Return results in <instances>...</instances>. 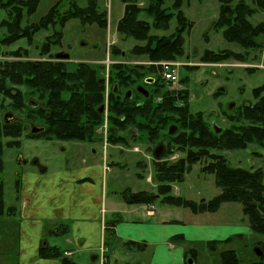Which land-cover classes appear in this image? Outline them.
Wrapping results in <instances>:
<instances>
[{"label":"trees","instance_id":"obj_1","mask_svg":"<svg viewBox=\"0 0 264 264\" xmlns=\"http://www.w3.org/2000/svg\"><path fill=\"white\" fill-rule=\"evenodd\" d=\"M76 1L71 0L69 8L59 12L60 0H58L38 21L21 26L23 17L35 12L39 0H0V11L6 14V17L0 20V28L5 30L0 38L1 44H11L24 37L31 43L34 33L51 28L52 34L46 36L39 49L40 54H45L50 51L52 45L59 44L62 29L69 19L77 18L82 24L95 23L100 28H106V12L99 11L96 0H86L84 6H79ZM120 1L123 3V13L117 21L116 30L124 37L144 42L135 44L130 51L132 54L145 55L152 62L175 60L183 54V33L188 32L193 25L181 10L184 0H172L171 5L166 7L164 3L167 0ZM217 1L218 16L214 26L222 28L224 39L237 43L245 49L259 47L257 38L264 35V21L252 24L248 20V17L255 13L256 8L244 0H238L236 3H233L234 0ZM141 2L142 5L139 4ZM254 2L257 7L264 10V0H254ZM140 13H145L151 21L139 18ZM173 17L177 24L169 35L150 33L151 28L167 29ZM118 52L119 50L113 47V54ZM11 54L22 56L24 50L18 48ZM228 58L244 60V55L241 52L221 50L205 51L201 57L203 61L209 62ZM44 62L40 61L36 64L35 61L29 60H0V94L12 98L14 102L12 105H15L23 101V95L19 90L11 93L6 87L7 83L24 84L31 89V93H34L33 89L37 84H42L47 107L58 111L49 112L46 117L50 128L55 126V130L54 132L50 129L46 130L43 135L45 138L92 141L96 129L104 120L103 112H97L96 109L106 100L108 110L106 140L112 144L126 141L123 136L116 135L114 129L122 131L132 126L147 132L149 137H154L157 131L154 132L151 127L159 126V121L165 124L160 126L162 130L169 120L178 123L179 117L182 118L183 123H178L180 133L171 137L176 148L185 150V156L171 163L155 162V177L159 181L157 191H131L126 188L121 191L125 203L151 204L158 200L162 203L183 206L197 213L214 212L223 202H238L241 204L242 213L247 217L250 229L264 233V169L259 167L250 170L232 166L222 154L211 152V149H245L250 143L264 146V82L252 88V95L256 99L254 103L239 106L235 113L226 115L229 120L238 123L231 125L230 128H222L216 133L213 127L210 128L205 122L200 112L196 114L186 112V104L183 107H176L175 96L164 99L159 107L163 112H129L128 102L117 101L115 93L116 88L129 87L138 77L137 69L129 64L120 62L110 64L108 83L112 87L106 93L104 78H100L98 72L103 69L102 65L94 66L87 62H79L71 71L61 72L60 67ZM157 66L160 69V65ZM178 93L181 99H186V89L179 90ZM164 94L167 96L171 92L166 91ZM69 109L71 112H66ZM174 109H183L185 112H174ZM83 110L85 112H81ZM2 125L7 126V124ZM0 132L3 134L2 127ZM19 133L17 130L15 138ZM15 142L18 143L20 140L16 138ZM203 157H208L211 161L202 170L214 174V183L220 188V193L208 200L199 201L172 195V184L183 181L184 174L191 169L192 164ZM15 211L16 206H5L4 195L0 192V216H15ZM229 240L230 238H227L225 241ZM108 243L106 237L103 244L106 246ZM260 248L263 255L254 260L256 264H264V247L260 245ZM62 253L54 246L42 245L39 248L41 257L60 258L61 264H76ZM219 256L220 264H242L235 250L221 251Z\"/></svg>","mask_w":264,"mask_h":264},{"label":"rangeland","instance_id":"obj_2","mask_svg":"<svg viewBox=\"0 0 264 264\" xmlns=\"http://www.w3.org/2000/svg\"><path fill=\"white\" fill-rule=\"evenodd\" d=\"M58 0H39L37 8L31 15H25L21 26H25L44 15L48 9ZM238 0H234L236 3ZM250 6L256 8L253 15L248 17L252 24L264 21V10L256 6L254 0H244ZM71 0H60L59 12H64L69 8ZM99 11L106 12V28H100L95 23L82 24L79 19H69L64 27L61 41L57 45H52L50 52H66L69 57L66 62L68 68L73 69L77 62H87L94 66L102 65L103 69L98 70L99 77L104 78L106 93L112 86L108 83L109 73L111 72V63L129 64V66H148L150 61L145 55H134L130 51L135 44H143L133 38L122 36L116 30L118 19L123 13V3L120 0H96ZM172 0H167L164 6L171 5ZM79 6H84L86 0H77ZM140 5L143 2L139 3ZM219 3L217 0H184L181 10L184 15L192 22V27L188 32L183 33V54L174 61L177 63L176 79L166 81L163 79L162 90L170 91L176 94L174 102L177 105L182 103L189 108V112L196 114L200 112L203 119L212 128L213 124L218 127L227 128L236 121L227 118V114H233L239 106L252 104L256 99L252 95V88L264 82V35L258 39L259 47L245 49L234 42H229L222 36V28L214 26L218 16ZM6 17V14L0 11V20ZM139 18L151 21L145 14L140 13ZM175 17L171 18L167 29L151 28L150 33L156 35H169L176 26ZM52 29H41L34 33L33 40L29 43L26 38H20L11 44H1L0 42V60H29L36 62L39 59H47V55H40L41 45L46 38L52 34ZM5 30L0 28V38ZM113 47L119 52L113 54ZM24 50L22 56L11 54L16 49ZM221 50H231L241 52L244 60L228 58L218 62L203 61L201 59L205 51L218 52ZM54 59V57H52ZM163 61V60H161ZM160 62V61H154ZM115 88L116 85H113ZM6 87L12 92L19 90L23 95L24 102L28 99L36 100L37 97L31 93V89L24 84L7 83ZM220 88H223L220 90ZM109 89V90H108ZM127 87L119 89V94L123 95ZM187 91L186 99H181L179 90ZM165 92V91H164ZM116 93V92H115ZM160 95L153 98V103L158 102ZM233 102L231 109L227 104ZM1 112L11 111L16 115L15 124L28 127L31 119L29 113L32 108L28 105L23 110H15L11 107L10 97L0 94ZM105 108L107 103L104 102ZM107 112H103V124L96 129L95 137L92 141L78 140H60L56 139L54 143L42 139H31L24 136L20 138L21 152L27 159L38 156L41 163L47 165L48 169L67 167L74 165H83L97 162H103L110 169L102 174L99 188L102 189V207L109 208V201L122 202L121 191L130 189L131 191L147 190L157 191L159 181L155 177V162L171 163L185 156V150L178 147L167 153L160 159H153L151 155L152 148L157 142L153 137H149L147 132L138 130L135 127H127L119 131L114 129L116 135L123 136L126 141L112 144L107 142L108 123L106 120ZM174 120V119H173ZM172 123L170 120L168 124ZM158 132V139H163L168 146L171 137H167V126ZM27 129V128H26ZM180 130V129H178ZM94 148L92 152L90 149ZM136 148V150H135ZM16 150L5 149L3 152L4 169L0 178L6 182L4 202L7 205L17 206L20 199V192L13 187V172L17 168L14 162ZM211 152L222 154L232 166L254 170L256 168L264 169V146L256 143H250L245 149L217 150L211 149ZM104 157V158H103ZM211 159L203 157L192 164L191 169L184 174L183 181L175 182L171 190L172 195L181 196L186 199L199 201L208 200L220 193V188L214 183L215 176L202 168L206 166ZM35 169V168H34ZM158 205V204H157ZM183 213H190L186 207H179ZM107 214V213H106ZM219 220L229 221L230 223L241 224L247 220L242 213L241 204L238 202L225 203L215 214ZM243 218V219H242ZM19 217L8 216L0 217V250H4L3 240L12 242L17 238ZM247 222V221H246ZM49 241L56 242L59 249L68 247V244L55 234L50 235ZM262 245L264 247V233H257L252 230L247 231L242 239H234L231 243L220 245V249L234 248L242 264H251L258 256L254 248ZM197 251V263H212L218 259V252L208 251L205 244L198 242L195 245ZM107 253V252H106ZM110 254V252H109ZM81 264H99L93 262L91 256L93 252H78ZM13 254L4 251L0 255L1 262H11ZM73 259H77L74 258ZM188 260L192 261L188 258Z\"/></svg>","mask_w":264,"mask_h":264},{"label":"crops","instance_id":"obj_3","mask_svg":"<svg viewBox=\"0 0 264 264\" xmlns=\"http://www.w3.org/2000/svg\"><path fill=\"white\" fill-rule=\"evenodd\" d=\"M106 167L110 169L104 158L103 162L54 168L45 174L26 173L15 211L19 217L17 238L12 244L3 240L4 250H0V255L6 251L14 256L11 262L0 264H61L60 258L39 255L42 245L58 247L49 241L52 234L68 244L60 250L63 256L69 252L66 257L76 264H81L76 254L86 251L93 252L91 260H99V264H196L198 242L208 251L218 252L217 260L201 264H220L219 253L235 249L219 246L242 239L251 230L248 220L235 224L215 216L228 202L214 212L197 213L189 208L190 213H183L179 209L183 206L158 200L151 204L110 200L105 209L98 185ZM5 216L9 215L0 217ZM227 238L230 240L225 241Z\"/></svg>","mask_w":264,"mask_h":264},{"label":"flooded vegetation","instance_id":"obj_4","mask_svg":"<svg viewBox=\"0 0 264 264\" xmlns=\"http://www.w3.org/2000/svg\"><path fill=\"white\" fill-rule=\"evenodd\" d=\"M57 53L58 51L53 54L49 51L48 53L40 54L41 56L47 55L46 57L47 59H44V60L39 59L36 61V64H39L40 61H45L44 64H52L54 67H58V68L60 67L59 71L61 72L71 71V69L67 67L68 64L66 65V62L64 61V60H67L68 58L57 57L56 56ZM60 53H66V52H60ZM52 57H54V59H52ZM81 62H84V61H81ZM157 65L158 64L156 62H151L148 64V66L139 65V66L133 67L137 69L138 77L135 78L136 81L131 86L127 87L126 91L130 90V94L128 95V97H125L126 91L124 92L123 95H120L118 93L120 88L115 89L116 100L119 102L127 101L128 106H129V112H163V110L160 111L159 107L163 103L164 99L166 97H174V96L177 98L176 94L174 95L171 93V94H168L167 96L164 94L168 90L165 89L164 90L165 92L162 90L163 78H162L160 69L157 68L158 67ZM51 85L55 86L54 84H51ZM137 86H140L141 88L138 90ZM33 90H34L35 96L37 97L36 100L28 99L25 102L23 100L19 104L16 103L15 105H12V103L14 104V102H12L13 99L10 98V101L12 102L11 107H13L15 110H23L24 107L28 104L32 108L31 112L28 114L31 119V122L28 127H24L23 125H20V124H15L18 121L16 122V115L14 112H11V111L1 112L0 111V130H1V127L3 128V134L0 132V174L3 172V169H4V162H3L4 150L14 148L16 150L14 162L17 168L13 172L14 179L12 183H13L14 190L16 191L17 189L19 192H21V189L23 186L22 180H23V177L25 178L26 173L35 172L39 174H45L50 169H48L47 165L40 162L38 156H33L31 159H27L25 155L20 151L22 142L16 143L15 139L17 138L20 140L22 133H24V136L28 135L29 136L28 138H31V139H42L45 141H50L52 143L56 141L54 137L45 138V136L43 135H44V132L49 129L54 132L55 126L50 128L49 123L46 122L47 121L46 117H48L49 112H58V111H56L55 109H49L47 107L46 97L43 94L44 87L42 86V84H37ZM145 92L147 96L145 95ZM157 95H160V99L158 102L153 103V98ZM105 102L107 103V100ZM3 105H4L3 103L2 104L0 103V107H3ZM101 105H103L102 110H100ZM232 105H233V102H229L227 104V108L231 109ZM175 106L183 107L184 104L182 103L181 105H177L175 103ZM188 108L189 107L187 106L186 112H189ZM96 110L97 112H108L107 108H105V104H100ZM66 112H71V110L69 109ZM81 112H85V110ZM174 112H185V111L183 109L182 110L174 109ZM162 122L163 121H159V124H158L159 126L151 127L153 128L152 130H154V132L157 131L155 136L153 137L155 140L157 139V142L151 151V155L153 156V159H155L154 153L156 150L161 152V155L159 158H162L163 156L167 155V153L173 152L176 149L175 148L176 145L173 144L174 141L172 140L171 136H177L180 133L181 130L180 131L178 130L179 129L178 123L182 124L183 120L182 118L180 119L179 117L178 123H176V121H171L172 123L168 124L167 126L168 134L166 136L171 137L168 143V146H167V143L163 139H158V132L161 129L160 126L163 125L161 124ZM2 124H7V126H3ZM163 126H165V124ZM32 129H35V132L32 133L31 132ZM170 129H172L173 131L169 132ZM17 130L20 133H19V136L15 138V133ZM7 131H9V133H7ZM90 150L93 152L94 148H91ZM5 186H6V182L0 178V192L3 193V195L5 194L4 193ZM5 206L8 207L9 205L5 204Z\"/></svg>","mask_w":264,"mask_h":264},{"label":"built area","instance_id":"obj_5","mask_svg":"<svg viewBox=\"0 0 264 264\" xmlns=\"http://www.w3.org/2000/svg\"><path fill=\"white\" fill-rule=\"evenodd\" d=\"M160 65V72L162 78L166 81H174L176 79L177 63L171 60L156 62ZM108 169V167H106ZM65 256L69 255V252H64Z\"/></svg>","mask_w":264,"mask_h":264},{"label":"water","instance_id":"obj_6","mask_svg":"<svg viewBox=\"0 0 264 264\" xmlns=\"http://www.w3.org/2000/svg\"><path fill=\"white\" fill-rule=\"evenodd\" d=\"M56 56L60 57V58H68L69 54L68 53H60V52H58L56 54ZM140 88H141L140 86H137L138 90ZM222 89L223 88H220V90H222ZM129 94H130V90H127L126 93H125V97H128ZM145 95L147 96L146 92H145ZM102 109H103V105L100 106V110H102ZM212 127H213V129L215 130L216 133H219L221 131V129H222L221 127H218L216 124H213ZM172 131H173L172 129L169 130V132H172ZM31 132L32 133L35 132V129H32ZM160 155H161V152L156 150L155 153H154V157L158 159L160 157ZM254 252L257 254L258 257L263 255V251H262V249L259 246L254 248ZM189 262H191V261L189 260Z\"/></svg>","mask_w":264,"mask_h":264}]
</instances>
